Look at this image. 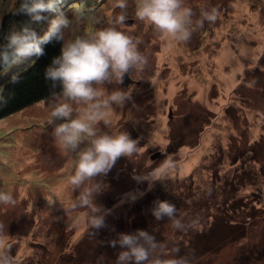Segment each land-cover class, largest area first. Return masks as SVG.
I'll return each mask as SVG.
<instances>
[{
  "label": "rangeland",
  "instance_id": "1",
  "mask_svg": "<svg viewBox=\"0 0 264 264\" xmlns=\"http://www.w3.org/2000/svg\"><path fill=\"white\" fill-rule=\"evenodd\" d=\"M79 1L57 5L74 15L77 34L107 26L121 11L114 0ZM7 2L4 14L16 0ZM135 2L128 0V19L117 27L139 41L147 64L129 73L128 85H105L126 88L131 99L99 126L113 134L126 130L140 146L96 178L104 185L95 197L106 210L104 226L86 230L82 211L69 207L76 195L66 185L72 169L45 122L43 101L0 120V189L15 198L0 205V250L15 264H114L120 246L109 240L143 229L164 243V260L264 264V0H184L193 10L192 35L179 43L137 20ZM211 7L219 10L217 20L201 25L202 10ZM56 14L49 12L38 35ZM34 58L3 69L1 79ZM168 159L173 168L151 187L134 179ZM156 200L178 211L180 205L194 225L179 231L166 217L155 220Z\"/></svg>",
  "mask_w": 264,
  "mask_h": 264
},
{
  "label": "clouds",
  "instance_id": "2",
  "mask_svg": "<svg viewBox=\"0 0 264 264\" xmlns=\"http://www.w3.org/2000/svg\"><path fill=\"white\" fill-rule=\"evenodd\" d=\"M60 0H19L16 11L23 12L31 21L39 22L44 12H57L50 19L46 30L38 35L30 24L11 28L0 40V69L7 70L30 57L43 55V46L53 40L62 41L60 52L44 69V78L57 84L60 90L52 91L44 99L47 112L46 124L51 125V136L65 157L69 158L72 171L66 185L76 194L69 205L83 214L85 229L104 226L106 210L95 197L104 185L98 176L106 174L121 156L131 157L139 149L138 139L126 130L104 132L99 126L109 125V112L122 107L131 99V91L116 87L109 91L106 84H118L125 74L143 72L147 57L139 50V41L118 29L128 19V0H114L113 9H121L108 25L87 34L73 32L71 18L57 9ZM81 12L83 10H80ZM134 16L151 25L154 31L173 42H187L192 35L193 10L184 0H136ZM219 16L216 7L204 9L199 23L215 22ZM17 77L13 75L12 79ZM9 97L0 89V106ZM171 159L163 161L156 169L134 175V179L161 180L173 168ZM135 199V197H132ZM15 204L10 191L0 189V205ZM159 221L167 217L173 230L187 231L195 221H185L177 207L167 200H156L150 209ZM109 244L120 246L114 264H191L187 256L174 255L164 260L161 251L164 243L143 229L131 233H118ZM178 251V250H177ZM0 264H15L9 251L0 250Z\"/></svg>",
  "mask_w": 264,
  "mask_h": 264
},
{
  "label": "trees",
  "instance_id": "3",
  "mask_svg": "<svg viewBox=\"0 0 264 264\" xmlns=\"http://www.w3.org/2000/svg\"><path fill=\"white\" fill-rule=\"evenodd\" d=\"M1 2L3 5L0 4V16L2 14L4 16L0 21V40H2L3 35L7 34L12 27H15L14 25H16V28H19L24 24H30L32 28L37 31L38 27H40V25L46 21L49 15V12H44L42 13L44 19L39 22L31 21L27 14L16 11L19 0H16V2L13 4V9L10 10V12L4 14L3 12H5V9H7L8 2L7 0H2ZM78 2L80 3L79 0ZM74 3L75 0H61L59 3L60 10L61 8L63 9L65 5L72 6ZM61 44L62 41L56 40L45 44L43 46V55L35 57V60L26 69L16 75L17 78L15 80H13L11 77L8 78V81L4 82L1 79V71L3 69H0V89H3L4 95L9 97L8 102L5 105L0 106V120L8 117L11 114L20 112L27 107H31L34 104L43 102L52 91L58 92L60 90L59 84H57L55 88H52L51 82L45 80L43 73L45 67L51 63V59L59 54ZM246 176L248 175L246 174ZM178 207V214H180L181 207L180 205H178ZM163 219H165V217ZM76 259L78 258H75V260ZM76 262L80 264L79 259Z\"/></svg>",
  "mask_w": 264,
  "mask_h": 264
},
{
  "label": "water",
  "instance_id": "4",
  "mask_svg": "<svg viewBox=\"0 0 264 264\" xmlns=\"http://www.w3.org/2000/svg\"><path fill=\"white\" fill-rule=\"evenodd\" d=\"M130 24V23H127ZM129 83H131V79L128 77V74H125L124 80L121 83V85L125 86L128 85ZM155 156H152L151 158H154Z\"/></svg>",
  "mask_w": 264,
  "mask_h": 264
}]
</instances>
